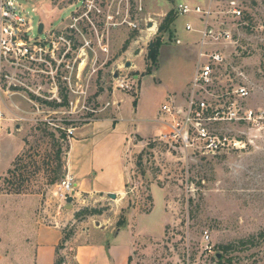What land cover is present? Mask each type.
I'll use <instances>...</instances> for the list:
<instances>
[{
	"label": "rangeland",
	"instance_id": "rangeland-1",
	"mask_svg": "<svg viewBox=\"0 0 264 264\" xmlns=\"http://www.w3.org/2000/svg\"><path fill=\"white\" fill-rule=\"evenodd\" d=\"M231 1L244 10L243 20L220 13ZM181 3L219 11L210 26L230 31L235 41L216 46L228 58L225 86L246 87L249 97L241 103L264 111V0H25L33 38L63 36L68 44L62 41L66 47L56 52L57 61L52 59V76L26 71L19 78L22 84L10 89L3 80L1 132L10 129L13 136L2 137L0 148L6 161L21 151L0 178V194H33L48 203L67 174L73 137L69 130L115 117L119 105L118 119L124 122L132 117L160 119L162 106L171 100L185 105L199 60L203 20L176 14ZM169 15L171 24L160 33ZM187 24L194 31H188ZM157 37L162 46L155 67L148 52ZM118 79L131 90L116 88ZM164 120L168 124L169 118ZM214 132L241 139L246 146L201 155L162 141L160 135L134 139L136 146L126 158L131 172L128 197L119 207L112 201L102 207L89 201L86 207L73 209V220L65 218L66 236L100 228L104 221L100 215L109 220L118 211L115 232L124 230L122 238L129 236L134 244L130 264H264V128L217 124ZM22 209L20 205L14 211L13 204L0 203L4 236L0 255L10 248L13 257L16 219ZM96 210L102 213L90 214ZM81 212L85 214L76 218ZM224 246L231 247L229 253L222 251ZM16 253L24 257L19 250Z\"/></svg>",
	"mask_w": 264,
	"mask_h": 264
},
{
	"label": "built area",
	"instance_id": "built-area-1",
	"mask_svg": "<svg viewBox=\"0 0 264 264\" xmlns=\"http://www.w3.org/2000/svg\"><path fill=\"white\" fill-rule=\"evenodd\" d=\"M22 1L25 0H0V90H3L4 79L9 89L12 86L18 87L22 84L19 78L25 76L26 71H38L52 76V59L57 61L56 52L66 47L62 41L68 44L63 36L57 38L54 35L44 41L33 38V21ZM218 13L211 6L205 9L187 3H181L176 8L179 16L196 15L203 20L202 29L198 30L201 35L198 42L199 60L190 83V92L185 94V105L179 106L178 102L171 100L160 110V121L165 123L167 130L160 134V139L201 155H215L246 146L241 139L216 134L214 126L217 124H244L257 131L264 128V111L247 109L242 104L249 97L248 89L244 86L232 89L225 86L228 58L216 46L235 45V41L230 31L210 26V21ZM220 13L239 21L245 15L235 1H231L226 11ZM186 29L194 31L191 24H187ZM39 68H45L46 71ZM116 88L131 90L124 79L116 81ZM57 100L61 102L59 98ZM164 118H169L168 124ZM4 122V114L0 111V132ZM74 132L69 130V136H73ZM69 198H73L74 210L88 205L87 199L78 191L76 178L67 173L55 186L53 200L47 203L48 208H53L55 213L49 225L63 229L67 227L63 217L68 212ZM206 239L209 240L207 232Z\"/></svg>",
	"mask_w": 264,
	"mask_h": 264
},
{
	"label": "crops",
	"instance_id": "crops-1",
	"mask_svg": "<svg viewBox=\"0 0 264 264\" xmlns=\"http://www.w3.org/2000/svg\"><path fill=\"white\" fill-rule=\"evenodd\" d=\"M192 79L190 78L191 81ZM3 93L4 91L0 90V107L4 104ZM119 108L120 105L115 117L109 116L76 129L66 161V171L76 178L78 191L90 204L94 203L100 207L109 201H112L109 205L119 207L128 197L131 172L126 158L130 147L136 146L134 139L140 137L145 140L166 131L165 123L159 118L132 117L125 123L118 119ZM135 114L138 115V111H135ZM79 131L82 133L78 134ZM12 136L10 129L1 132L0 143L2 137ZM20 151L21 149H18L6 161L0 148V178L11 169ZM110 194L116 195V199H111ZM1 201L13 204L14 211L20 205L23 208V211L17 214L18 229L13 237L17 241L12 247L13 257L10 254L11 249H6L0 255L1 262L56 264L58 258H62L63 264H130L134 244L129 236L128 239L122 238L124 230L115 232L114 224L118 211L110 221L105 215H100L99 218L104 220L100 223L102 227L86 231L83 228L82 234L78 233L66 239L63 228L49 225L55 213L51 212L47 203L43 204L40 196L0 194V203ZM72 211L73 209L68 210L63 220H73ZM104 223H110V226ZM3 240L4 236L0 233V244H3ZM60 246L63 248L60 249ZM18 250L24 257L17 256L20 255L16 253Z\"/></svg>",
	"mask_w": 264,
	"mask_h": 264
},
{
	"label": "trees",
	"instance_id": "trees-1",
	"mask_svg": "<svg viewBox=\"0 0 264 264\" xmlns=\"http://www.w3.org/2000/svg\"><path fill=\"white\" fill-rule=\"evenodd\" d=\"M170 19H171L170 15L167 16L166 23L168 22V25L162 26L160 29V33L164 32L169 27V22L171 21ZM170 24H171V22H170ZM127 45H128V43L126 44L125 47H127ZM161 46H162V40L160 37H157L155 40H153L149 46L148 59L153 64V66H155V67L157 66V61H158V58L160 55ZM153 66L148 69L147 72L149 74L152 73ZM101 213H102V211H97V210L94 212H90L91 215H94V214L99 215ZM84 214H85L84 212H81L78 215L76 214V218L81 217ZM118 224H119V226H122L124 224V221L120 220ZM66 239H69V238L66 236ZM60 249H61V246H60ZM221 249H222V251L229 253V251L231 250V247H229V246L225 247L224 246V247H221ZM58 251H59V249H58ZM56 264H63L62 258H58V260L56 261Z\"/></svg>",
	"mask_w": 264,
	"mask_h": 264
},
{
	"label": "water",
	"instance_id": "water-1",
	"mask_svg": "<svg viewBox=\"0 0 264 264\" xmlns=\"http://www.w3.org/2000/svg\"><path fill=\"white\" fill-rule=\"evenodd\" d=\"M150 26H152V24H150ZM43 31H44V25H43V24H40V26H39V28H38V32H39V34H42ZM131 66H132V65H131L130 62H127V63H126V67H127V68H130ZM119 76H120L119 72H116L114 78L117 79V78H119ZM109 197H110L111 199H114V200L116 199V195H114V194H110ZM67 203H68L67 209H68V210H72V209H73V205H72V203H73V198H69L68 201H67Z\"/></svg>",
	"mask_w": 264,
	"mask_h": 264
},
{
	"label": "bare ground",
	"instance_id": "bare-ground-1",
	"mask_svg": "<svg viewBox=\"0 0 264 264\" xmlns=\"http://www.w3.org/2000/svg\"><path fill=\"white\" fill-rule=\"evenodd\" d=\"M155 30V27L153 26L150 30H149V32L151 31V32H153Z\"/></svg>",
	"mask_w": 264,
	"mask_h": 264
}]
</instances>
